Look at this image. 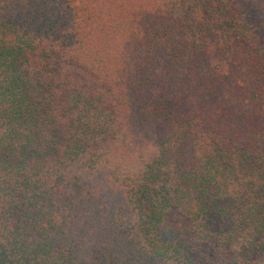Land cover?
Listing matches in <instances>:
<instances>
[{
    "label": "trees",
    "instance_id": "trees-1",
    "mask_svg": "<svg viewBox=\"0 0 264 264\" xmlns=\"http://www.w3.org/2000/svg\"><path fill=\"white\" fill-rule=\"evenodd\" d=\"M264 0H0V264H256Z\"/></svg>",
    "mask_w": 264,
    "mask_h": 264
},
{
    "label": "rangeland",
    "instance_id": "rangeland-1",
    "mask_svg": "<svg viewBox=\"0 0 264 264\" xmlns=\"http://www.w3.org/2000/svg\"><path fill=\"white\" fill-rule=\"evenodd\" d=\"M169 264H174L173 262H170ZM256 264H264V254H261L258 259Z\"/></svg>",
    "mask_w": 264,
    "mask_h": 264
}]
</instances>
